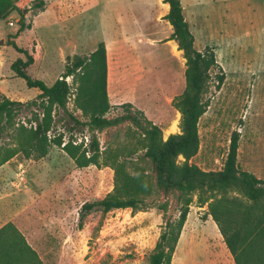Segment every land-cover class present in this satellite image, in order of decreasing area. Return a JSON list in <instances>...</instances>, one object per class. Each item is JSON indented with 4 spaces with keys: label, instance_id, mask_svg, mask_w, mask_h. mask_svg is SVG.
I'll return each instance as SVG.
<instances>
[{
    "label": "rangeland",
    "instance_id": "obj_1",
    "mask_svg": "<svg viewBox=\"0 0 264 264\" xmlns=\"http://www.w3.org/2000/svg\"><path fill=\"white\" fill-rule=\"evenodd\" d=\"M32 1L17 0L18 10L0 20V101L8 98L23 104L15 115L17 124L34 126L37 111L29 103L39 92L27 88L11 71L14 61L25 57L10 42L32 56L27 75L47 86L61 77L67 58L88 55L98 43L107 42L106 91L110 105L130 103L160 128L163 140L180 132V115L171 102L185 88V59L177 45L168 48L166 42L171 32L163 30L166 25L157 23L155 27L150 10L144 11L143 5L135 0L124 4L117 0H43L45 5L41 9L34 8ZM220 1L180 0L183 16L189 21L195 16L202 20L206 12L199 14L201 8L209 7L216 26L211 32L223 33L222 19L231 20L239 31L237 36L222 39L200 30L198 24L192 26L195 49L213 46L225 79L216 90L215 71L212 72L205 95L209 106L198 123L199 148L190 163L203 171H220L232 134L238 133L239 170L264 180V24L259 28L257 41H250L251 31L239 21L234 8L230 18L215 12L210 3ZM248 1L259 3L264 9V0ZM152 4H157V0H148V5ZM134 19L146 29L152 27L155 33H164L157 44L148 47L143 40L146 37L136 32L140 30L125 25L120 30L116 27L115 23ZM21 21L29 25L23 31H19ZM117 38L115 43L109 41ZM66 82L71 88L67 112L84 124L87 119L73 104L75 85L71 78ZM133 113L112 107L106 118L118 119V123L91 131L86 125L73 124L66 112L57 109L48 136L61 134L63 143L72 138L73 144H83V148L95 136L101 151L129 148L141 133L129 117ZM12 145L13 137L8 130L0 138V147ZM143 154L140 150L125 160L129 162V170L143 169L154 186L146 205L140 210L92 212L79 224L81 206L101 200L112 191L113 169L103 165L77 167L56 146L40 159H26L18 153L0 167V225L15 221L43 264H149L148 256L166 221L174 222L178 217L179 201L175 189L165 192L156 188L154 165ZM121 156L124 159L127 150ZM182 161L181 157L177 160ZM206 211L207 206H199L195 198L171 264H234Z\"/></svg>",
    "mask_w": 264,
    "mask_h": 264
},
{
    "label": "trees",
    "instance_id": "obj_2",
    "mask_svg": "<svg viewBox=\"0 0 264 264\" xmlns=\"http://www.w3.org/2000/svg\"><path fill=\"white\" fill-rule=\"evenodd\" d=\"M169 6L164 19L171 26L169 40H173L185 59V88L171 102L178 111L179 133L162 138L159 127L147 120L140 110L130 103L111 106L108 101L106 49L103 42L88 55H73L67 58L64 72L51 86L27 75L26 69L33 63L27 51L10 45L21 58L14 61L11 71L24 81L27 88L38 90L36 99L29 103L36 108L34 126L27 128L14 119L21 102L4 98L0 101V138L8 130L13 137V145L0 147V167L21 153L26 159H40L46 156L52 146L63 150L77 167L89 165L108 166L114 171L113 189L101 200L86 202L81 206L79 224L92 212L106 214L113 210H140L151 197L154 186L143 169H130V159L137 151L154 165L156 188L163 191L175 189L178 192L179 212L177 219L167 220L159 239L148 256L149 264H171L189 207L196 198L199 206H207L206 215L215 223L223 243L234 264H264V180L252 173L239 170L237 166L238 133H233L229 151L220 171H203L190 163L199 148L198 123L209 103L205 99L212 72L219 90L225 73L219 65L213 46H205L201 51L194 47V37L185 21L180 0H163ZM17 0H0V20H5L11 12L18 10ZM43 0H33L32 6L41 9ZM21 21L19 31L28 28ZM67 78L75 85L74 107L87 121L83 124L67 112V102L71 95ZM112 107H121L140 129L136 142L129 148L104 149L101 151L95 136L89 145L73 144L72 138L66 143L62 135L49 137L54 125V115L61 109L69 115L75 125H86L91 131H101L116 125L118 119H108L106 114ZM132 149V150H131ZM127 150V158L122 157ZM183 159L177 162L178 158ZM128 163V165H127ZM0 264H43L38 253L27 242L23 234L12 222L0 228Z\"/></svg>",
    "mask_w": 264,
    "mask_h": 264
},
{
    "label": "crops",
    "instance_id": "obj_3",
    "mask_svg": "<svg viewBox=\"0 0 264 264\" xmlns=\"http://www.w3.org/2000/svg\"><path fill=\"white\" fill-rule=\"evenodd\" d=\"M117 1L124 4L127 0H117ZM135 1H138V3L143 5L144 11L150 10L151 19H153L154 24L156 23L155 27L157 26V23L160 26L162 25L164 27L166 25V27H167L166 30H165V28L162 27L163 30L171 32V26L164 19L165 15L168 13V10H169V6L166 3H162V2H159V0H157V4H152V6H150V5H148V0H135ZM210 4L213 5L212 7L215 10V12L218 11V13L219 12L223 13L226 18L228 16L230 18L231 10L234 8V10L236 11V14L239 16V21L241 23L245 24L246 26H248L250 31H251L250 41H253L254 43L257 41V34L259 33V28L264 24V9L259 3H255V2L253 3V1H248V0H222L220 2H213ZM210 10H211V8H209V7H206V8L202 7L201 8L199 14L201 12L202 13L206 12L202 16L203 17L202 20H199V16H195L196 18H194L193 20L191 19L189 21L187 19V17L185 16L184 19H186L185 21L188 23L189 30L191 31V33H193V31H192L193 27L192 26L196 27L195 24L196 25L198 24V26H200L199 29L204 31L205 33H208L210 35L213 33V32H211V30L214 28L216 29V26H215V24H213L212 19H211V15L209 14ZM182 11H184L183 6H182ZM189 15H191L190 12H189ZM205 15H208V18L205 17ZM221 19H222V16H221ZM199 23H200V25H199ZM115 24L119 30L123 25L129 26L131 28H135L136 30H140V31H136V32L137 33L141 32V34L139 36L146 37L143 40L147 43L146 45L148 47H152L151 44H157V40L161 37V35L164 34V33L163 34L155 33V31H154V29H152V27H149L148 29H146L143 27V25L140 26L139 22L137 20L135 21V19L134 20H124V22L121 21V23H119V24L115 23ZM221 24H222L221 27H222L223 33H219V32L213 33L215 35L214 36L215 38H218L219 36H221L222 39H224V37H227L230 35H232V36L239 35L238 28H235L233 26L231 20L228 22L227 19H222ZM207 27H209V30L207 29ZM147 37H150V38H147ZM193 37H194V33H193ZM118 39L119 38H117L116 40H109V41L115 43V41H118ZM225 40H226V38H225ZM166 43H168L167 44L169 46L168 48H173L174 46H176V43L173 40H168ZM195 44H196V41H194V45ZM112 47L113 46H111V48ZM176 48H177V46H176ZM105 49H106V53L108 54L107 42L105 43ZM94 50H95V46L91 50V52H93ZM198 51H201V50H198ZM178 52L181 53V51H178ZM107 63H108V60H107ZM235 64H237V63H235ZM107 70H108V68H107ZM107 77H108V72H107ZM177 122H178V120H177ZM8 222H12L15 225V227L23 234L25 239L27 240L26 236L21 231V228L19 227V225H17V223H15V221H12V220L7 221L4 224L0 225V228ZM27 242H28V240H27Z\"/></svg>",
    "mask_w": 264,
    "mask_h": 264
}]
</instances>
